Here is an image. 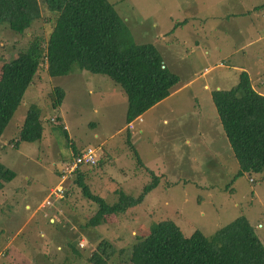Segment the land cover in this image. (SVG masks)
Segmentation results:
<instances>
[{
	"label": "rangeland",
	"instance_id": "rangeland-1",
	"mask_svg": "<svg viewBox=\"0 0 264 264\" xmlns=\"http://www.w3.org/2000/svg\"><path fill=\"white\" fill-rule=\"evenodd\" d=\"M108 1L135 41L154 43L187 82L174 97L179 113L148 111L128 129L126 97L112 79L87 70L54 77L42 64L0 135V163L14 171L0 186V264H95L87 260L93 253L104 264H128L122 252L166 218L185 236L195 228L209 236L243 214L264 240V169L234 177L239 163L233 151L227 158L224 150H214L201 131L204 122L190 129L193 120H203L201 112L213 107L219 119L211 92L236 84L242 66L264 92V0ZM40 3L42 16L23 33L0 23V66L19 56L33 35L48 37L55 16L45 0ZM55 87L65 93L59 107L49 96ZM32 104L41 109L43 138L15 146L11 139ZM128 137L147 167L136 168ZM80 146L96 149L99 164L78 170L88 174L84 181L107 202L116 198L114 190L142 193L154 180L146 168L165 175L141 202L84 227L96 203L77 184V170L63 182L58 197L50 195L59 183V160ZM46 194L50 202L40 207Z\"/></svg>",
	"mask_w": 264,
	"mask_h": 264
},
{
	"label": "trees",
	"instance_id": "trees-1",
	"mask_svg": "<svg viewBox=\"0 0 264 264\" xmlns=\"http://www.w3.org/2000/svg\"><path fill=\"white\" fill-rule=\"evenodd\" d=\"M45 2L55 16L48 37L33 35L19 56L0 66V135L44 63L47 64V73L54 77L75 70L108 76L126 97V123L166 97L179 84V76L164 64L154 43L135 41L113 3L108 0ZM41 16L40 0H0V23H7L17 32L23 33ZM64 95L63 89L55 87L49 94L52 106L59 107ZM211 95L239 163L234 177L263 171L264 93L253 86L249 71L241 69L236 84L229 88H214ZM43 132L41 109L32 104L11 143L18 146L22 142H38L43 138ZM128 140L137 164L142 166L130 138ZM78 169L77 184L82 187L85 197L96 203V209L88 216L84 227L99 225L108 217L123 213L129 206L141 202L160 180L147 169L154 180L145 184L142 193L133 196L122 189L114 190L116 198L107 202L84 181L88 174ZM13 176L14 171L0 163V186L2 181ZM122 253L128 264H264V240L243 214L209 236L198 228L185 236L174 221L166 218ZM87 260L104 264L97 258V253L91 254Z\"/></svg>",
	"mask_w": 264,
	"mask_h": 264
},
{
	"label": "crops",
	"instance_id": "crops-1",
	"mask_svg": "<svg viewBox=\"0 0 264 264\" xmlns=\"http://www.w3.org/2000/svg\"><path fill=\"white\" fill-rule=\"evenodd\" d=\"M163 58V57H162ZM163 62L164 64L171 70V71H175L174 69L171 68V66H169V62L168 60H165L163 58ZM241 69H246L249 71L250 73V78H251V71L249 70L248 67H241ZM251 81H252V84L254 86V83H253V80L251 78ZM185 83L187 82H182L181 78H180V82L178 84V87H176L175 89H172L171 92L166 96L164 97L163 99H161L160 101H158L157 103H155L154 105H152L151 107H149L145 112H143L142 114H140L141 116L146 114L148 111H158L159 108H164V109H167L168 110V113L169 114H173V115H177V113H179V110L175 108V106L177 105V101H179L178 97L174 98L175 97V94H176V91L179 90L181 87L180 86H183ZM204 86L206 87L207 84L205 83ZM255 87V86H254ZM256 88V87H255ZM259 92L261 93H264L260 88H256ZM122 94V93H121ZM212 96V95H211ZM192 99L190 102H192L193 104L195 103L194 99H195V96L192 95ZM118 98H119V95H118ZM209 109H212V108H209ZM202 115H203V120L202 119H195L193 120L192 122V126L190 129H193V125L195 124V126L199 127L200 124L202 122H204L205 124H203V126H201V131L207 135V138H208V142L211 143V146L213 145V149L216 150V151H220L219 149H221L220 152H222L224 150V153H225V156L227 158H230V149L232 150V147L230 145V142H229V139L224 131V128L222 126V123L220 121V118H216L215 116V111H214V107H213V110H209V111H204V112H201ZM178 117V116H177ZM124 120H125V116H124ZM166 120V119H164ZM126 123V122H125ZM184 126L186 128H189V123L186 122L184 124ZM127 127V126H126ZM128 128V127H127ZM130 129V128H128ZM206 130V131H205ZM193 131V130H192ZM191 132V131H189ZM196 133H200V129L197 128L195 130ZM186 142L188 143L189 140L186 139ZM132 144V143H131ZM133 145V144H132ZM87 146H80V147H72L71 148V151L69 152V156H66V157H61V159L59 160V162H61V164L59 165V167L56 169V173H58L59 175V169L61 168L62 164L65 163L66 160H68L67 158L71 157L72 153L74 152H78L79 150L85 148ZM134 147V146H133ZM135 149V148H134ZM136 150V149H135ZM233 151V150H232ZM137 152V151H136ZM138 154V153H137ZM139 156V155H138ZM140 159V157H139ZM99 161L98 160V163L99 164ZM141 161V159H140ZM96 164V165H97ZM141 165H136V168H139V169H143V166L144 167H147L146 164H144L142 161H141ZM83 167H86V168H90V167H87V166H83ZM93 167V166H92ZM148 169V168H146ZM150 170V169H149ZM152 171V170H151ZM149 172V171H148ZM154 172V171H153ZM92 173H95L94 171ZM155 175L159 176L160 178L162 177V175H165V174H158L156 172H154ZM94 178H96L97 176H95V174L93 175ZM60 182V180L58 181ZM160 182V180H159ZM54 188V187H53ZM52 190V189H51ZM50 190V191H51ZM49 194V192H48ZM48 194L45 195V197L42 199L41 201V204H40V207H42V205H45L44 204V201L46 199H48ZM55 197H58L57 195Z\"/></svg>",
	"mask_w": 264,
	"mask_h": 264
},
{
	"label": "built area",
	"instance_id": "built-area-1",
	"mask_svg": "<svg viewBox=\"0 0 264 264\" xmlns=\"http://www.w3.org/2000/svg\"><path fill=\"white\" fill-rule=\"evenodd\" d=\"M142 117L141 115L136 116L134 119L126 123L127 127L133 126V121L135 120H141ZM98 163V157H97V152L96 149L90 146H87L78 152L72 153L71 157L65 161L64 164H62L60 168V182L57 183L54 188H52L50 195L54 194H60L63 192L64 187L63 182L67 180L79 167L87 166L91 167L94 166ZM49 197V196H48ZM47 197V198H48ZM50 200L46 199L44 201V204L49 203Z\"/></svg>",
	"mask_w": 264,
	"mask_h": 264
}]
</instances>
